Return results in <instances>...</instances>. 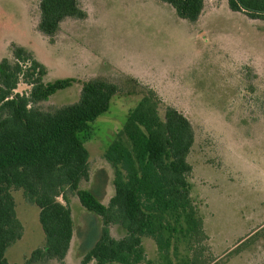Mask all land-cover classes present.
I'll use <instances>...</instances> for the list:
<instances>
[{
    "label": "rangeland",
    "instance_id": "rangeland-1",
    "mask_svg": "<svg viewBox=\"0 0 264 264\" xmlns=\"http://www.w3.org/2000/svg\"><path fill=\"white\" fill-rule=\"evenodd\" d=\"M40 3L0 0V63L15 62L17 45L45 66V83L77 80L36 107L54 113L78 103L83 84L95 79L119 88L109 110L81 134L90 154V179L81 190L105 205L114 197V170L104 153L145 86L159 95L163 119L173 107L193 126L189 181L207 239L174 238L165 254L146 237L141 264H264V20L233 12L227 0H206L195 23L161 0H79L86 17L64 20L51 38L39 31ZM30 88L21 83L16 92ZM12 195L23 235L6 252L9 264L81 263L101 237L102 218L66 188L58 200L72 211V259L30 262L46 245L40 209L22 189ZM111 233L126 234L116 225Z\"/></svg>",
    "mask_w": 264,
    "mask_h": 264
},
{
    "label": "trees",
    "instance_id": "trees-1",
    "mask_svg": "<svg viewBox=\"0 0 264 264\" xmlns=\"http://www.w3.org/2000/svg\"><path fill=\"white\" fill-rule=\"evenodd\" d=\"M162 1L181 19L196 22L206 0ZM227 2L233 12L264 20V0ZM40 10L39 31L51 38L66 18L84 19L87 15L79 0H41ZM12 52L14 63H0V264H9L6 252L23 235L13 189H22L40 209L46 245L32 253L30 262L63 261L67 256L74 220L70 206L58 200L66 188L76 191L81 205L103 222L101 237L81 264H141L146 237L165 254L173 247L174 238L178 243L199 236L207 239L191 195L193 168L188 156L194 130L187 117L168 107L163 119L159 95L144 87V96L104 153L114 170L115 188L114 197L105 205L80 189L81 182L90 179V154L81 134L109 110L119 88L103 79L91 80L83 84L78 103L54 113L42 111L36 107L38 103L72 87L77 80L45 83L47 71L42 63L21 46L14 45ZM21 83L30 90L16 92ZM114 225L124 229L123 238L112 236Z\"/></svg>",
    "mask_w": 264,
    "mask_h": 264
},
{
    "label": "crops",
    "instance_id": "crops-1",
    "mask_svg": "<svg viewBox=\"0 0 264 264\" xmlns=\"http://www.w3.org/2000/svg\"><path fill=\"white\" fill-rule=\"evenodd\" d=\"M162 1V0H161ZM163 2V1H162ZM165 3V2H164ZM167 4V3H166ZM81 7V6H80ZM172 7V6H171ZM173 8V7H172ZM204 8H205V6H204ZM162 10V9H161ZM173 10L175 11V9L173 8ZM203 11H204V9H203ZM176 12V11H175ZM87 13V12H86ZM203 13V12H202ZM177 14V13H176ZM179 17V16H178ZM66 19H68V18H66ZM65 19V20H66ZM77 19V18H76ZM188 21V20H187ZM64 22V21H63ZM62 22V23H63ZM197 22V21H196ZM61 23V24H62ZM193 23H195V22H193ZM60 29H61V25H60ZM59 29V30H60ZM58 33V32H57ZM105 160V159H104ZM106 161V160H105ZM104 161V162H105ZM106 164H108L107 162H105ZM109 165V164H108ZM74 234H75V225H74ZM125 235V234H124ZM73 238H74V235H73ZM72 242H73V239H72ZM72 242H71V246H72ZM71 246H70V249H69V251H68V253H67V256L65 257V259H64V261L66 262V263H69V261H71V259H72V252L74 251V250H71ZM74 261V260H73ZM80 259H78V261L77 262H75L74 264H79L80 263ZM92 263H94V261L93 262H91L90 264H92ZM81 264V263H80ZM97 264V263H96Z\"/></svg>",
    "mask_w": 264,
    "mask_h": 264
}]
</instances>
